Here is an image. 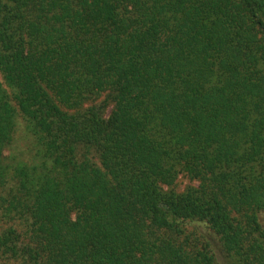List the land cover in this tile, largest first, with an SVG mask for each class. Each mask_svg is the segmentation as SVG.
I'll list each match as a JSON object with an SVG mask.
<instances>
[{
	"label": "trees",
	"instance_id": "16d2710c",
	"mask_svg": "<svg viewBox=\"0 0 264 264\" xmlns=\"http://www.w3.org/2000/svg\"><path fill=\"white\" fill-rule=\"evenodd\" d=\"M263 211L264 0H0V264H264Z\"/></svg>",
	"mask_w": 264,
	"mask_h": 264
},
{
	"label": "rangeland",
	"instance_id": "374dc122",
	"mask_svg": "<svg viewBox=\"0 0 264 264\" xmlns=\"http://www.w3.org/2000/svg\"><path fill=\"white\" fill-rule=\"evenodd\" d=\"M6 153H8V151L5 150V154ZM176 182L177 183L174 186V188L177 191H181L190 183L196 184V182L190 181L187 177H185L183 175L178 176ZM259 217H260L262 225L264 226V211L260 212ZM200 227H201V230L203 231V233H205L208 236V238H210L212 252L216 258L217 264H232L231 262H227V259L223 255L221 248L219 246V242H218L217 237L213 233H210L206 229H204V227H202V226H200Z\"/></svg>",
	"mask_w": 264,
	"mask_h": 264
}]
</instances>
